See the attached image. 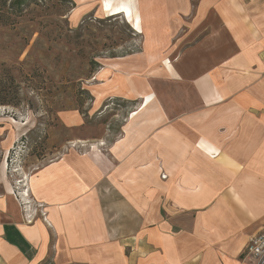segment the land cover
I'll return each instance as SVG.
<instances>
[{
    "label": "crops",
    "instance_id": "obj_1",
    "mask_svg": "<svg viewBox=\"0 0 264 264\" xmlns=\"http://www.w3.org/2000/svg\"><path fill=\"white\" fill-rule=\"evenodd\" d=\"M71 2L77 19L121 14L141 39L90 87L94 112L135 106L112 140H73L23 172L46 213L30 225L5 173L26 130L0 118V264H256L244 249L264 234V0Z\"/></svg>",
    "mask_w": 264,
    "mask_h": 264
},
{
    "label": "rangeland",
    "instance_id": "obj_2",
    "mask_svg": "<svg viewBox=\"0 0 264 264\" xmlns=\"http://www.w3.org/2000/svg\"><path fill=\"white\" fill-rule=\"evenodd\" d=\"M10 1L0 0V118L9 130H26L5 159L7 178L21 186L23 172L55 160L73 140L116 136L135 105L115 100L94 112L92 78L108 59L138 52L141 39L121 14L77 19L71 0L20 8ZM62 113H78L82 126L65 128Z\"/></svg>",
    "mask_w": 264,
    "mask_h": 264
},
{
    "label": "built area",
    "instance_id": "obj_3",
    "mask_svg": "<svg viewBox=\"0 0 264 264\" xmlns=\"http://www.w3.org/2000/svg\"><path fill=\"white\" fill-rule=\"evenodd\" d=\"M20 182L21 181L19 180L14 182L13 196L16 198V200L19 202L22 208L24 222L27 225H30L38 215L42 218L43 221H45L46 213L43 209V206L38 204L34 205L32 203V199L29 196L26 185L22 183V185L20 186L19 185ZM244 255L245 258L248 259L249 261H253L256 264H264V234L263 233L258 234L248 242V244L244 249Z\"/></svg>",
    "mask_w": 264,
    "mask_h": 264
},
{
    "label": "trees",
    "instance_id": "obj_4",
    "mask_svg": "<svg viewBox=\"0 0 264 264\" xmlns=\"http://www.w3.org/2000/svg\"><path fill=\"white\" fill-rule=\"evenodd\" d=\"M32 0H11L10 1V6L11 7H16V8H20L21 6H23L24 4H26V3H28V2H31ZM93 101V98L91 97L90 98V102H92ZM116 101H119V100H116ZM123 103V105H128V104H130V103H128V102H125V101H122ZM110 104H112V102L110 103ZM107 107H109V105L107 106Z\"/></svg>",
    "mask_w": 264,
    "mask_h": 264
},
{
    "label": "bare ground",
    "instance_id": "obj_5",
    "mask_svg": "<svg viewBox=\"0 0 264 264\" xmlns=\"http://www.w3.org/2000/svg\"><path fill=\"white\" fill-rule=\"evenodd\" d=\"M116 1V0H115ZM108 2V1H107ZM115 8V7H114ZM107 11V10H106Z\"/></svg>",
    "mask_w": 264,
    "mask_h": 264
}]
</instances>
